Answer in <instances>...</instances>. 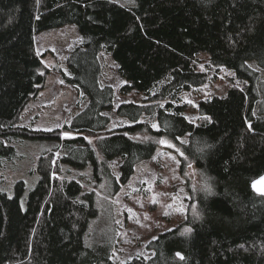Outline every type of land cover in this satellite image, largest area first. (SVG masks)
<instances>
[{"label":"trees","instance_id":"obj_1","mask_svg":"<svg viewBox=\"0 0 264 264\" xmlns=\"http://www.w3.org/2000/svg\"><path fill=\"white\" fill-rule=\"evenodd\" d=\"M67 25L77 26L83 41L59 72L87 102L65 126L80 136L63 139L59 129L21 122L50 71L35 37ZM104 51L126 80L121 94L142 97L117 107L130 124L115 129L109 111L117 93L103 82ZM251 60L264 68V0H0V159L15 158L21 138L59 140L41 154V178L26 208L25 184L13 197L0 188V264H116L114 232L95 228L96 190L62 178L64 166L92 169L96 186L106 184L113 200L162 139L174 145L168 147L181 171L191 164L202 182L188 188L185 221L148 243L152 256L126 264H264V195L252 188L264 174V81ZM223 68L235 71L225 95L197 107L183 102V92ZM194 109L199 124L186 116Z\"/></svg>","mask_w":264,"mask_h":264},{"label":"rangeland","instance_id":"obj_2","mask_svg":"<svg viewBox=\"0 0 264 264\" xmlns=\"http://www.w3.org/2000/svg\"><path fill=\"white\" fill-rule=\"evenodd\" d=\"M35 38L37 51L50 71L40 95L27 105L21 124L34 130L59 129L63 132L87 102L82 92L66 83L59 72L61 68L68 70L70 53L76 45L81 44L83 38L75 25L44 31ZM100 58L103 82L113 85L117 93L115 108L109 111L112 116L110 128L126 126L130 121L117 115V107L123 102L142 97L134 99L133 96L121 94V87L126 80L121 76L118 64L111 53L104 51ZM207 64L208 58L203 56L201 69H206ZM248 64L260 70L264 81V68L256 60H251ZM234 76L235 71L223 68L217 78L203 87L183 92V102L197 107L204 98L225 95L234 85ZM236 82L238 83L237 80ZM262 88L264 99V84ZM262 104L260 111L264 110V103ZM258 110L259 107L257 112ZM186 116L195 124L202 120L196 109L187 111ZM58 144L59 140L55 138H21L15 143L17 156L13 159H0V188L13 197L19 184H25L21 197L23 208L27 207L29 195L41 178L37 165L42 152ZM168 145L164 144L152 158L140 163L129 182L114 195L113 200L109 197L106 184L101 188L96 186L92 169L76 170L64 166L62 178L81 181L86 191L96 190L101 218L95 223V228L102 231L109 225L112 233L114 232L113 259L116 264H126L137 257L152 256L148 243L160 233L177 228L185 221L191 201L188 188L191 185H201L198 171L190 167L182 172L179 155L171 151ZM121 163L122 159L118 157L112 161L116 169Z\"/></svg>","mask_w":264,"mask_h":264},{"label":"water","instance_id":"obj_3","mask_svg":"<svg viewBox=\"0 0 264 264\" xmlns=\"http://www.w3.org/2000/svg\"><path fill=\"white\" fill-rule=\"evenodd\" d=\"M65 133H68L69 135L65 136ZM80 136L78 133H76L75 131L72 130H64L62 132V138H76ZM255 184V187L253 186ZM252 188L253 190L259 194V195H264V174L260 175L259 177H257L255 180H253L252 182ZM259 189V191H258ZM93 264H97V263H93Z\"/></svg>","mask_w":264,"mask_h":264},{"label":"snow or ice","instance_id":"obj_4","mask_svg":"<svg viewBox=\"0 0 264 264\" xmlns=\"http://www.w3.org/2000/svg\"><path fill=\"white\" fill-rule=\"evenodd\" d=\"M152 127L155 128L156 130H159V126L157 124H153ZM249 128H251V125L250 124H249ZM67 135H69V134L68 133H65V136H67ZM177 139H179V138H177ZM159 142L162 143V144H168V142L165 141V140H163V139L160 140ZM168 146L174 147V145H170V144ZM181 155H183V153H181ZM189 167H191V164H189ZM253 186L255 187V184ZM258 191H259V189H258ZM185 231L186 232L187 231H190V229H186ZM177 255H180V254L178 253Z\"/></svg>","mask_w":264,"mask_h":264}]
</instances>
